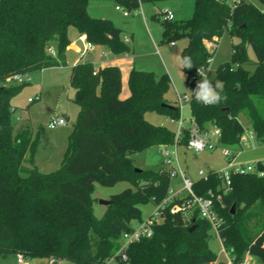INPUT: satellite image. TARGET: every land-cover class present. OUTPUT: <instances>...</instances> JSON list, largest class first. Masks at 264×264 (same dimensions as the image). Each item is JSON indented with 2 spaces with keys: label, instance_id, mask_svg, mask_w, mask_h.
I'll return each instance as SVG.
<instances>
[{
  "label": "trees",
  "instance_id": "1",
  "mask_svg": "<svg viewBox=\"0 0 264 264\" xmlns=\"http://www.w3.org/2000/svg\"><path fill=\"white\" fill-rule=\"evenodd\" d=\"M158 1L163 0H123L122 6L133 11L140 3ZM87 4L88 0H0V256L21 253L26 259L54 258L61 264H104L116 253L122 234L142 219L140 204L162 201L171 187L172 168L136 170L130 158L149 146L175 142L174 129L145 119L146 112L179 118L176 100L166 97L171 81L165 72L156 75L132 68L129 94L121 98L117 66L95 68L87 61L73 65L69 85L79 111L61 165L54 171L36 168L30 129L13 128L11 99L26 82L6 79L65 65L69 26L84 34L89 44L114 54L129 51L121 28L109 18L90 15ZM161 27L162 40L187 38L180 59L190 56L195 66L180 69L191 89L198 80L193 78L195 71L211 56L205 41L224 33L238 39L211 79L225 83L227 99L203 106L192 94L190 115L202 130L218 128L219 144L233 150L244 133L241 116L254 137L264 138V10L249 0L234 5L230 0H193L190 18L162 19ZM246 45L255 56L253 71L243 66L248 61ZM187 140L185 128L177 145L186 146ZM123 180L131 186L111 194L102 215L95 216L94 184L111 186ZM192 190L201 196L213 194L214 210L222 218L219 234L235 261L248 251L264 264V176L233 174L225 191L217 171H208L206 178L193 182ZM178 219L179 214L165 210L152 235L131 242L127 261L119 264H226L209 247L207 220L196 213L181 223Z\"/></svg>",
  "mask_w": 264,
  "mask_h": 264
},
{
  "label": "rangeland",
  "instance_id": "2",
  "mask_svg": "<svg viewBox=\"0 0 264 264\" xmlns=\"http://www.w3.org/2000/svg\"><path fill=\"white\" fill-rule=\"evenodd\" d=\"M123 0H88L90 3V14H95L102 6L103 13L110 20L122 29V36L132 37L134 42V58L136 64H143L151 70H154L156 75H161L160 67L168 75L171 81V86L166 93V97L170 101H174L176 93H187L192 96V90L185 81L184 74L180 69V55L183 47L187 43L186 37H177L173 39V44L170 41L162 40V16L159 14L147 15L146 24L143 21L140 11H133L128 17H124L121 12L115 9L116 5L122 6ZM260 9H264V2L261 0H249ZM146 5H153L152 2H143ZM87 4V6H88ZM142 4V3H141ZM140 5V4H139ZM157 6L164 7L174 11V20H184L191 17L193 12V0H163L156 2ZM123 7V6H122ZM143 7H145L143 5ZM95 8H97L95 10ZM139 9V6L138 8ZM140 17V20L138 19ZM76 33L81 34L74 26H69ZM68 27V28H69ZM68 36V34H67ZM86 40V39H85ZM156 43V46L153 44ZM238 42L235 37H230L228 33H224L217 43V48L212 54V60L209 62L206 72L211 80L215 76L217 67L228 61L231 55L232 44ZM129 47L130 44L126 43ZM69 45V44H68ZM67 45V46H68ZM158 49V52L156 51ZM66 51H72L74 58H79L84 53L78 55V50L75 48L66 47ZM130 52V47L129 51ZM76 53V55H75ZM112 53V52H110ZM70 54L68 60H70ZM114 54V53H112ZM115 54V55H121ZM246 55L248 61L243 64L248 71H253L255 67V56L252 48L246 45ZM57 66L43 68L41 70H33L28 72L26 84L12 97L11 105L14 107L11 113L12 124L14 130L20 126H27L30 129L31 139L33 141V161L36 168L43 173L51 172L58 169L61 165L64 152L68 145V136L73 128L79 108L72 101L73 91L69 85L66 76L67 68H56ZM125 91L129 92L125 86ZM41 92V98L29 102L28 97L34 98L35 94ZM122 92L120 91V97ZM182 118L185 123L191 120L189 105L184 103L181 111ZM51 115L66 116L68 120L64 126L57 128H48L47 123ZM145 119L153 124L166 125L172 129L176 124L170 121V118L155 112H146ZM240 121L244 126L243 138L240 141L241 148L238 147V155L235 158L236 163H249L256 160H264V138L248 137L250 126L245 117L241 116ZM211 126L209 127V129ZM162 145H152L143 150L130 154L132 164L135 167L144 169H156L164 165V156L162 154ZM173 165L192 181H196L201 176L199 171H203L205 177L208 171H222L226 169L228 159L224 156L220 146L213 149H204L195 152L186 146L179 144L176 147V154L173 155ZM166 167V166H165ZM171 188L179 189L182 186L180 175L171 177ZM128 181H118L114 185L105 186L98 182L94 184V189L91 192L92 209L95 216L102 215L105 205L100 200H108L111 194L120 192L126 187H130ZM235 204H232L234 210ZM141 218H148L155 210V203L148 201L140 204ZM222 219V218H221ZM253 222L254 219L251 220ZM212 237L209 240V247L214 251L219 260H225V255L221 253V245L218 238L211 232ZM245 254V253H244ZM243 254V255H244ZM49 258H27L28 264H48ZM259 264L258 259H254ZM0 264H19L15 253H8L0 256ZM111 264H119L112 261Z\"/></svg>",
  "mask_w": 264,
  "mask_h": 264
},
{
  "label": "built area",
  "instance_id": "3",
  "mask_svg": "<svg viewBox=\"0 0 264 264\" xmlns=\"http://www.w3.org/2000/svg\"><path fill=\"white\" fill-rule=\"evenodd\" d=\"M240 0H230L232 5L236 4ZM117 10H121L123 15H128L129 11L124 10L120 5H116ZM264 10V9H262ZM163 19L172 20L174 19V14L171 10L162 9L158 12ZM220 38L213 37L211 40L205 41L206 48L211 53V56L207 60V64L198 70L207 72L209 62L212 60V54L217 48V43ZM90 46V44H88ZM51 53H54L52 47L49 48ZM28 74H13L8 77L6 80L10 81H25L28 79ZM195 79H200L197 74V70L193 76ZM194 88H192L193 90ZM193 94V93H192ZM39 96L36 95L34 98H29V101L38 99ZM189 95L187 93H176L175 100L179 108L180 115L178 119L170 118V121L176 124L174 139L175 142L171 145H162V154L164 156V165L166 167L172 168V175H180L182 186L179 190L175 191L171 187L168 191L167 196L160 202L155 203V210L151 215L146 219H141L140 221H135L131 224V229L128 232H124L121 236L120 246L118 247L116 253L109 257L104 264H111L112 261L117 263L126 262L128 259L127 247L133 242L137 241L142 237H149L153 233V225L161 222L163 219V213L165 210L170 211L172 214H179L181 220H188L192 214L196 213L200 218L207 220L211 226V232L218 238L221 245V253L225 255L224 262L226 264H257L254 260V256L250 255L248 251H245L242 259L238 262L235 261L234 256L232 255V249H226L223 245V238L219 234V227L222 224V219L216 211L214 210L213 203V194L208 192L207 195L201 196L194 193L192 190L193 182L189 179L181 169H177L173 165V155L176 154V147L179 139L183 135V129H188V140L186 147L199 152L204 149H213L216 146H220L225 157H227V167L222 171H217L218 176L222 180L223 188L225 191L229 189L230 177L233 174H245V173H255L258 176H264V160H256L249 163H236L235 158L238 151L228 148L226 146L220 145L218 142L219 130L216 127H211L210 129L202 130L198 125L191 119L188 123L184 122L182 118V108L184 103L189 104L190 101ZM65 123L64 117L51 115L48 119L47 127L55 128L61 124ZM249 138H253L254 135L252 132L248 134ZM244 140L243 135L240 137V141ZM203 171H199V175L203 178ZM17 261L19 264H28L26 258L21 254H16ZM49 264H61V261L54 258H49Z\"/></svg>",
  "mask_w": 264,
  "mask_h": 264
},
{
  "label": "crops",
  "instance_id": "4",
  "mask_svg": "<svg viewBox=\"0 0 264 264\" xmlns=\"http://www.w3.org/2000/svg\"><path fill=\"white\" fill-rule=\"evenodd\" d=\"M111 1L112 0H109V2H111ZM143 5L145 7H143ZM102 8H103V6L99 10H96L97 8H95V10L98 11V12H96L95 14H90V13L89 14L92 15V16H95V17L108 18L107 16H103V15H106V14L103 13V10H101ZM122 8L125 10L124 7H122ZM162 9H166V8L157 6L156 3H154L153 5H146L145 3H142V4L140 3L139 9H135L133 11H135V12L136 11H140L141 15H142V18H143V21L146 24L145 20H146L147 15L150 16L152 14V16H155ZM87 10L89 12L90 3L87 6ZM117 11L122 13L121 10H117ZM133 11H129V14L131 12H133ZM171 11L174 14V11L173 10H171ZM144 13H148V14L146 15ZM129 14L128 15H123V13H122V15L124 17H128ZM138 19L140 20V17ZM70 28L71 27H69L68 30H67L68 39H69V45L67 46V49L68 48L70 49V48L73 47L76 50H78L77 51L78 55H80L82 51H84V53L82 55H80L79 58H74L73 57L74 53L72 51H66V53H65L66 64L63 65V66H57L56 67V68H67L66 76L68 78V81H69V78H70V72H71L72 66L75 65L79 61L91 62L95 68H99V67H103V66H107V65H115V66H117L119 68L120 75H121V92H122L121 98H125L126 96H128L129 92L125 91L124 88H125V86H127L128 74H129V71L132 68H137V69H141V70H150V71H153L155 73L154 70L149 69L148 67L144 66L143 64L142 65L141 64L140 65L136 64L137 61H135V58H134V48L135 47H134V42H132V37H130V38L127 37V36L123 37L122 36V32H121V36H122L124 42L130 44L129 45L130 52H126V53H123L121 55H115V54L110 53V51L104 46H98V45H92V44H90V46H89L88 45L89 43L85 40V35L84 34H79L78 35V33H76V31L74 32L73 29H70ZM119 28H121V27H119ZM121 31H122V29H121ZM153 44L156 46V43L154 41H153ZM171 44H173V42H171ZM156 51L158 52L157 48H156ZM69 52H71L70 60H68ZM75 55H76V53H75ZM160 68L162 69V70H160V73H164V69L162 67H160ZM72 91H73V94H74L73 88H72ZM41 92L42 91L40 90L38 93L35 94V96L36 95L39 96L38 99H40L41 96H42ZM72 97H73V95H72ZM29 98L30 97H28V99ZM29 102H33V101H29ZM12 108L14 109L13 106H12ZM62 117H64L65 123H66V121L68 120V117H66V116H62ZM64 124H61L59 126H64ZM59 126H57V127H59ZM57 127H55V128H57ZM250 139H252V138H250ZM239 147L241 148V144L239 145ZM236 151H238V150H236ZM179 189H176L175 191H177ZM254 259H257V258L255 257ZM258 263L260 264V262H258Z\"/></svg>",
  "mask_w": 264,
  "mask_h": 264
},
{
  "label": "clouds",
  "instance_id": "5",
  "mask_svg": "<svg viewBox=\"0 0 264 264\" xmlns=\"http://www.w3.org/2000/svg\"><path fill=\"white\" fill-rule=\"evenodd\" d=\"M180 66L184 69H192L195 65L192 57H183L179 61ZM197 74L200 79L196 81L195 88L190 90L197 103L203 106H214L222 100H226V95H223L225 83L221 80H216L214 83L208 78L207 74L197 69Z\"/></svg>",
  "mask_w": 264,
  "mask_h": 264
},
{
  "label": "water",
  "instance_id": "6",
  "mask_svg": "<svg viewBox=\"0 0 264 264\" xmlns=\"http://www.w3.org/2000/svg\"><path fill=\"white\" fill-rule=\"evenodd\" d=\"M140 168H136V170H139ZM100 202L102 203V204H104V205H107V204H109V200H100ZM231 213H233V209H232V211H231ZM182 221L180 220V219H178V223H181ZM193 229V227H191L190 228V230H192Z\"/></svg>",
  "mask_w": 264,
  "mask_h": 264
}]
</instances>
